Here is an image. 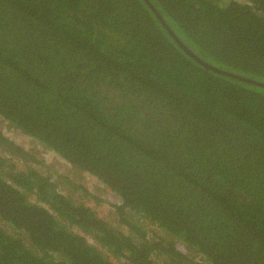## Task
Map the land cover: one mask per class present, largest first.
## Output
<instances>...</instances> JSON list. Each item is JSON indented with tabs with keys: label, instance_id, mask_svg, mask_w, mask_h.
I'll list each match as a JSON object with an SVG mask.
<instances>
[{
	"label": "trees",
	"instance_id": "1",
	"mask_svg": "<svg viewBox=\"0 0 264 264\" xmlns=\"http://www.w3.org/2000/svg\"><path fill=\"white\" fill-rule=\"evenodd\" d=\"M147 1L244 80L143 0H0V120L119 201L0 134V264H264V0Z\"/></svg>",
	"mask_w": 264,
	"mask_h": 264
},
{
	"label": "rangeland",
	"instance_id": "2",
	"mask_svg": "<svg viewBox=\"0 0 264 264\" xmlns=\"http://www.w3.org/2000/svg\"><path fill=\"white\" fill-rule=\"evenodd\" d=\"M0 134H2L5 138H8L9 140L13 141L15 144L19 145L24 149V151L27 152H33L35 157L37 158V162L39 164H32L31 167L36 169L40 173H47L50 177L54 178L55 180H58L59 178L68 179V181L72 183H79L84 184L87 186L90 190L94 188V193L99 196L100 202H93L92 200H80V202L84 203L85 205L89 206L93 210L96 211V213L102 217L105 221H107L112 226L115 225L116 217L114 214H108V207L111 204H116L117 199L115 196L106 191L105 187L100 185L95 179H90L87 177V175H80V173H76V171L69 168L67 165L64 164L60 159L53 157L50 155V153H47L43 148H40L37 144H34L32 141L22 138L18 136V134L12 130L6 123L0 120ZM58 176V177H57ZM82 178V180H80ZM62 189L64 190V193L68 195L72 200L77 201V196L81 197V194L79 195L76 193V195L70 190L67 185H63ZM96 189V190H95ZM78 200V201H79ZM188 253V252H187ZM187 255H191V252H189ZM114 262H116L115 259L111 258Z\"/></svg>",
	"mask_w": 264,
	"mask_h": 264
},
{
	"label": "water",
	"instance_id": "3",
	"mask_svg": "<svg viewBox=\"0 0 264 264\" xmlns=\"http://www.w3.org/2000/svg\"><path fill=\"white\" fill-rule=\"evenodd\" d=\"M143 2L148 6V8L155 14V16L158 18V20L160 21V23L162 24L163 28L168 32V34L173 38V40L189 55L191 56L195 61H197L201 66L205 67L206 69H209L213 72L222 74V75H227V76H231L234 77L231 74H228L224 71L218 70L216 68H213L207 64H205L204 62L200 61L198 58H196L194 55H192L180 42L178 39L175 38V36L173 35V33L168 29V27L164 24V22L162 21V19L160 18V16L158 15V13L154 10V8L152 7V5L147 1V0H143ZM240 80H244L242 78L239 77H234Z\"/></svg>",
	"mask_w": 264,
	"mask_h": 264
}]
</instances>
